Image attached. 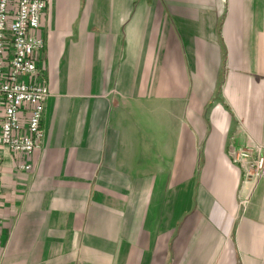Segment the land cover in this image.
<instances>
[{
    "label": "crops",
    "instance_id": "obj_1",
    "mask_svg": "<svg viewBox=\"0 0 264 264\" xmlns=\"http://www.w3.org/2000/svg\"><path fill=\"white\" fill-rule=\"evenodd\" d=\"M39 36L45 135L0 148L1 264H264V171L232 158L264 156V0H47Z\"/></svg>",
    "mask_w": 264,
    "mask_h": 264
},
{
    "label": "built area",
    "instance_id": "obj_2",
    "mask_svg": "<svg viewBox=\"0 0 264 264\" xmlns=\"http://www.w3.org/2000/svg\"><path fill=\"white\" fill-rule=\"evenodd\" d=\"M47 0H0V148L28 157L44 141L42 122L50 96L37 55L45 48L39 36ZM261 149L247 146L232 153L243 171V184H254L264 171ZM29 171L28 163H19ZM244 198L241 203L245 204ZM3 245L0 235V264Z\"/></svg>",
    "mask_w": 264,
    "mask_h": 264
}]
</instances>
